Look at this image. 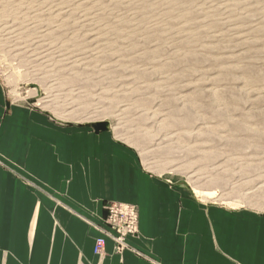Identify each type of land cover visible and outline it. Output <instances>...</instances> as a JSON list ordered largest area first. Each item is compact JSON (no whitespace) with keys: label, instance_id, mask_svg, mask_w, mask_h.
I'll use <instances>...</instances> for the list:
<instances>
[{"label":"rangeland","instance_id":"rangeland-1","mask_svg":"<svg viewBox=\"0 0 264 264\" xmlns=\"http://www.w3.org/2000/svg\"><path fill=\"white\" fill-rule=\"evenodd\" d=\"M0 85L197 203L264 212V0H0Z\"/></svg>","mask_w":264,"mask_h":264},{"label":"crops","instance_id":"crops-1","mask_svg":"<svg viewBox=\"0 0 264 264\" xmlns=\"http://www.w3.org/2000/svg\"><path fill=\"white\" fill-rule=\"evenodd\" d=\"M106 202L138 208L126 243L147 259L114 255L107 237L103 259L94 254ZM0 264H264V212L197 203L145 174L107 130L56 125L0 85Z\"/></svg>","mask_w":264,"mask_h":264},{"label":"built area","instance_id":"built-area-1","mask_svg":"<svg viewBox=\"0 0 264 264\" xmlns=\"http://www.w3.org/2000/svg\"><path fill=\"white\" fill-rule=\"evenodd\" d=\"M104 224L109 231H102L104 237L95 240L94 253L102 254L105 246V237L114 245V251L129 250L126 243L128 237L136 238L138 217L135 208L123 204H109L105 206Z\"/></svg>","mask_w":264,"mask_h":264},{"label":"bare ground","instance_id":"bare-ground-1","mask_svg":"<svg viewBox=\"0 0 264 264\" xmlns=\"http://www.w3.org/2000/svg\"><path fill=\"white\" fill-rule=\"evenodd\" d=\"M161 141H162V140H161ZM161 143H162V142H161ZM161 143H160V144H161ZM194 176H198V175H194V174H193V175H192V176H190V177H191V178H193ZM199 176H200V175H199ZM261 187L263 188V187H264V185H263V186H261ZM195 190H196V192H197V193H200V192H201V190H200V188H199V187L195 188ZM261 190H262V189H261ZM202 192H203V191H202ZM204 194H205V193H204Z\"/></svg>","mask_w":264,"mask_h":264},{"label":"trees","instance_id":"trees-1","mask_svg":"<svg viewBox=\"0 0 264 264\" xmlns=\"http://www.w3.org/2000/svg\"><path fill=\"white\" fill-rule=\"evenodd\" d=\"M98 127H99V128H103L104 126H98ZM99 128H98V129H99Z\"/></svg>","mask_w":264,"mask_h":264}]
</instances>
